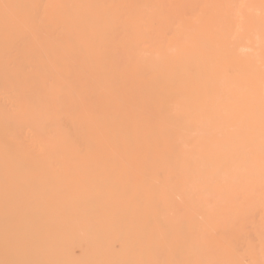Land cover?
Instances as JSON below:
<instances>
[{
	"label": "bare ground",
	"instance_id": "bare-ground-1",
	"mask_svg": "<svg viewBox=\"0 0 264 264\" xmlns=\"http://www.w3.org/2000/svg\"><path fill=\"white\" fill-rule=\"evenodd\" d=\"M0 264H264V0H0Z\"/></svg>",
	"mask_w": 264,
	"mask_h": 264
}]
</instances>
